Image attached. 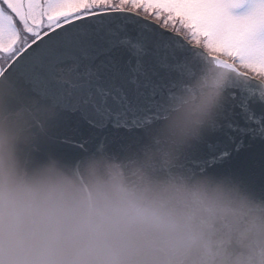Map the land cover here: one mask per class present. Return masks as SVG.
I'll return each mask as SVG.
<instances>
[{"label":"clouds","instance_id":"9594fccd","mask_svg":"<svg viewBox=\"0 0 264 264\" xmlns=\"http://www.w3.org/2000/svg\"><path fill=\"white\" fill-rule=\"evenodd\" d=\"M236 79L205 57L142 136L72 157L43 148L61 110L0 90V264H264V197L190 162Z\"/></svg>","mask_w":264,"mask_h":264},{"label":"snow or ice","instance_id":"6c2138e0","mask_svg":"<svg viewBox=\"0 0 264 264\" xmlns=\"http://www.w3.org/2000/svg\"><path fill=\"white\" fill-rule=\"evenodd\" d=\"M205 57L236 71L231 90L264 79V0H0V90L96 133L142 127Z\"/></svg>","mask_w":264,"mask_h":264},{"label":"water","instance_id":"95a60500","mask_svg":"<svg viewBox=\"0 0 264 264\" xmlns=\"http://www.w3.org/2000/svg\"><path fill=\"white\" fill-rule=\"evenodd\" d=\"M127 15L151 24L168 35H175L141 14ZM262 94L264 92L259 89L256 80L252 84L241 82L239 90H230L221 126L217 131L205 134L193 147L190 162L197 171L217 176L230 175L264 197V102L258 98ZM142 135L141 127L109 128L104 133H96L86 125L77 124L71 114L61 112L52 126L51 138L43 148L72 157L80 154L84 148L95 147L101 140L117 149ZM81 144L86 146L81 148Z\"/></svg>","mask_w":264,"mask_h":264},{"label":"rangeland","instance_id":"374dc122","mask_svg":"<svg viewBox=\"0 0 264 264\" xmlns=\"http://www.w3.org/2000/svg\"><path fill=\"white\" fill-rule=\"evenodd\" d=\"M238 11H242V10H238ZM141 15H143V16H145L142 12L140 13ZM145 17H147V18H150V19H152V20H154L152 17H150V16H145ZM155 21V20H154ZM157 22V21H156ZM159 23V22H158Z\"/></svg>","mask_w":264,"mask_h":264}]
</instances>
